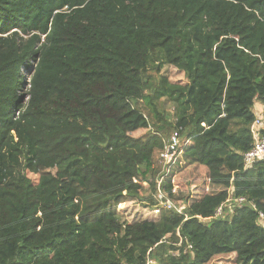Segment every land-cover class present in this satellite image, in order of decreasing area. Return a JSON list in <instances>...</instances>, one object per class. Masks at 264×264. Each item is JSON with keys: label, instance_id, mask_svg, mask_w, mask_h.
<instances>
[{"label": "trees", "instance_id": "trees-1", "mask_svg": "<svg viewBox=\"0 0 264 264\" xmlns=\"http://www.w3.org/2000/svg\"><path fill=\"white\" fill-rule=\"evenodd\" d=\"M255 106L264 0H0V162L32 152L17 181L0 168V264H264ZM174 131L162 190L185 208L155 214Z\"/></svg>", "mask_w": 264, "mask_h": 264}, {"label": "built area", "instance_id": "built-area-1", "mask_svg": "<svg viewBox=\"0 0 264 264\" xmlns=\"http://www.w3.org/2000/svg\"><path fill=\"white\" fill-rule=\"evenodd\" d=\"M254 113V121L250 126V133L253 139V145L249 151L242 155L243 157V165L245 169H251L252 166L264 160V139L261 137V130L264 128V113L259 110L257 106L253 108ZM204 126V124L202 125ZM179 142L180 138L177 131H174L170 136L167 142L164 144L163 150L160 153V160H161V171L159 173V177L156 180L158 194L165 198L164 192L162 190V183L163 181L168 178L171 173V170L175 167L176 162L180 157L179 152ZM245 202V199L242 197L238 198H231L229 197L225 204L219 207L216 210L215 216H220L222 214V207L226 206L230 209L233 208L234 205H242ZM185 206L181 205L180 207L176 208L174 204L167 200L166 198L159 203L157 207L154 208L153 212L155 214H159L162 209L165 210H176L178 213H182ZM260 224L264 228V215L259 214Z\"/></svg>", "mask_w": 264, "mask_h": 264}, {"label": "rangeland", "instance_id": "rangeland-1", "mask_svg": "<svg viewBox=\"0 0 264 264\" xmlns=\"http://www.w3.org/2000/svg\"><path fill=\"white\" fill-rule=\"evenodd\" d=\"M27 82H28V78L25 77V84ZM23 93H26V86L23 89ZM161 108L166 114L168 113L170 116L173 117L174 104L166 100H163L161 102ZM22 147H23V152L20 155H12L8 151L4 152V155L0 162V168L2 169L1 174L3 177L2 182L17 181L18 179L21 178L25 165L32 158V152L29 146L24 141L22 142ZM172 195L174 198L177 197L181 198L183 194L174 191ZM143 196L148 197L149 196L148 192H145ZM148 212L149 210L144 209L136 204H132V205L127 204L119 208V214L121 215V217H123L128 221L145 220L149 218L146 214ZM148 263L155 264L154 261H149Z\"/></svg>", "mask_w": 264, "mask_h": 264}, {"label": "crops", "instance_id": "crops-1", "mask_svg": "<svg viewBox=\"0 0 264 264\" xmlns=\"http://www.w3.org/2000/svg\"><path fill=\"white\" fill-rule=\"evenodd\" d=\"M258 107V106H257ZM258 109L260 110V108L258 107Z\"/></svg>", "mask_w": 264, "mask_h": 264}]
</instances>
